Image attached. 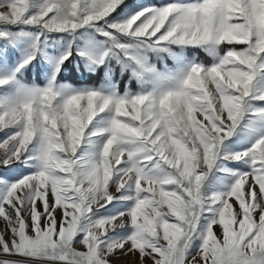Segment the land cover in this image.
Wrapping results in <instances>:
<instances>
[{
    "label": "snow or ice",
    "instance_id": "obj_1",
    "mask_svg": "<svg viewBox=\"0 0 264 264\" xmlns=\"http://www.w3.org/2000/svg\"><path fill=\"white\" fill-rule=\"evenodd\" d=\"M0 133V264H264V0H0Z\"/></svg>",
    "mask_w": 264,
    "mask_h": 264
},
{
    "label": "rangeland",
    "instance_id": "obj_2",
    "mask_svg": "<svg viewBox=\"0 0 264 264\" xmlns=\"http://www.w3.org/2000/svg\"><path fill=\"white\" fill-rule=\"evenodd\" d=\"M129 5L147 4L144 0H131ZM211 88V86H210ZM3 133H0V138H2ZM219 231V229H217ZM129 258H122L121 264H127Z\"/></svg>",
    "mask_w": 264,
    "mask_h": 264
},
{
    "label": "trees",
    "instance_id": "obj_3",
    "mask_svg": "<svg viewBox=\"0 0 264 264\" xmlns=\"http://www.w3.org/2000/svg\"><path fill=\"white\" fill-rule=\"evenodd\" d=\"M131 0H126V3H129ZM146 3H155L159 4L163 2V0H144ZM200 57L202 60H205V62H210L209 59L205 56L204 53H200Z\"/></svg>",
    "mask_w": 264,
    "mask_h": 264
}]
</instances>
